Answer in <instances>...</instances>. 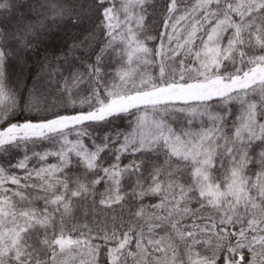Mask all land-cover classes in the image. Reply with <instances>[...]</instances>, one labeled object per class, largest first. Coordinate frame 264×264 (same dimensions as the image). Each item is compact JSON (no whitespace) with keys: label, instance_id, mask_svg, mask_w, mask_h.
Masks as SVG:
<instances>
[{"label":"snow or ice","instance_id":"snow-or-ice-1","mask_svg":"<svg viewBox=\"0 0 264 264\" xmlns=\"http://www.w3.org/2000/svg\"><path fill=\"white\" fill-rule=\"evenodd\" d=\"M0 264H264V0H0Z\"/></svg>","mask_w":264,"mask_h":264}]
</instances>
